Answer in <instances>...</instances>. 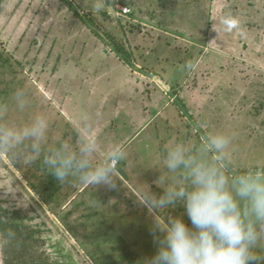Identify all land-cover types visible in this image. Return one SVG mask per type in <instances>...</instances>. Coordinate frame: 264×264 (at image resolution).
Segmentation results:
<instances>
[{
  "label": "rangeland",
  "instance_id": "374dc122",
  "mask_svg": "<svg viewBox=\"0 0 264 264\" xmlns=\"http://www.w3.org/2000/svg\"><path fill=\"white\" fill-rule=\"evenodd\" d=\"M198 1L0 0V123L43 114L49 143L74 145L83 110L101 149L126 153L115 188L57 182L38 160L0 154V208L25 217L21 234L0 232V264L151 258L153 217L134 183L160 193L156 168L175 140L223 133L236 167L264 166V0ZM17 88L24 112L11 107ZM169 214L191 226L182 205Z\"/></svg>",
  "mask_w": 264,
  "mask_h": 264
},
{
  "label": "clouds",
  "instance_id": "9594fccd",
  "mask_svg": "<svg viewBox=\"0 0 264 264\" xmlns=\"http://www.w3.org/2000/svg\"><path fill=\"white\" fill-rule=\"evenodd\" d=\"M183 67L193 70L195 64ZM11 101L19 112L30 104L23 88L13 91ZM9 107L0 103V118ZM76 121L80 130L74 145L50 144V122L43 114L22 124L0 123V154L25 164L38 160L57 182L71 178L79 185L115 188V170L126 156L123 147L102 150L86 111ZM230 144L231 137L219 132L198 141L175 140L165 146L162 166L156 168L160 193L135 181L134 196L153 217L157 244L155 255L141 264H264V166L236 167ZM179 205L191 226L169 214Z\"/></svg>",
  "mask_w": 264,
  "mask_h": 264
},
{
  "label": "trees",
  "instance_id": "16d2710c",
  "mask_svg": "<svg viewBox=\"0 0 264 264\" xmlns=\"http://www.w3.org/2000/svg\"><path fill=\"white\" fill-rule=\"evenodd\" d=\"M196 1H198V0H196ZM198 3H199V1H198ZM75 13L81 18L79 13H77V12H75ZM95 32L97 34H99L97 31H95ZM110 40H112V42L114 43L113 47H114L115 53L117 55L120 54L122 56L124 53H127L126 49H124L122 46H120V45H118V43H116L117 41L115 40L114 36H110ZM123 60H125L128 64H131L130 61L126 57H123ZM24 220H25V217L20 215V213H18V212L11 213L10 211H8V209H1L0 208V232L5 233L6 236L9 235L10 232L21 234L20 225L23 224ZM23 234H24V232H23ZM123 258L127 259L129 257L123 255ZM1 262L2 261H0V263ZM5 263L7 264L8 262L6 261Z\"/></svg>",
  "mask_w": 264,
  "mask_h": 264
},
{
  "label": "built area",
  "instance_id": "2783aa9c",
  "mask_svg": "<svg viewBox=\"0 0 264 264\" xmlns=\"http://www.w3.org/2000/svg\"><path fill=\"white\" fill-rule=\"evenodd\" d=\"M124 12H125V14L131 13L130 9H125Z\"/></svg>",
  "mask_w": 264,
  "mask_h": 264
}]
</instances>
